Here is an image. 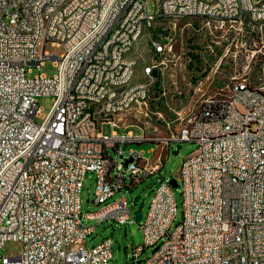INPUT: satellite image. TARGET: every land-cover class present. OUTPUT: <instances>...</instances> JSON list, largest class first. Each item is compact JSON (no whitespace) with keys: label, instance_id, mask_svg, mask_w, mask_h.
<instances>
[{"label":"built area","instance_id":"built-area-1","mask_svg":"<svg viewBox=\"0 0 264 264\" xmlns=\"http://www.w3.org/2000/svg\"><path fill=\"white\" fill-rule=\"evenodd\" d=\"M130 9L149 18L148 60L135 59L137 39L146 37L139 21V34L129 33ZM161 13H169L165 40H158ZM244 30L251 41H243ZM48 42L62 54L46 52ZM47 60L54 75L27 76ZM222 63L233 72L204 87ZM186 70L188 101L176 80ZM113 71L119 81H110ZM139 71L150 79L138 82ZM100 76L106 86H98ZM39 96L52 98L41 123ZM128 115L145 117L142 134L113 129L134 125ZM146 140L196 145L180 167L182 217L173 230L169 181L157 179L139 221L124 194L113 198L158 170L160 158L141 165L132 150L124 170V145ZM88 172L93 201L102 205L83 214ZM87 217L137 223L142 243L131 257L151 252L136 264H264V8L257 0H220L215 8L159 0L153 11L147 0H0V264H109L112 240L88 246L95 227L83 223ZM7 240L21 242V253L3 255Z\"/></svg>","mask_w":264,"mask_h":264},{"label":"rangeland","instance_id":"rangeland-1","mask_svg":"<svg viewBox=\"0 0 264 264\" xmlns=\"http://www.w3.org/2000/svg\"><path fill=\"white\" fill-rule=\"evenodd\" d=\"M255 1V0H254ZM261 1V0H257ZM159 0H147L148 8L150 11H153L155 8V3H158ZM195 23H203V21L195 20ZM162 31L159 32V40H165L170 36V28L168 23L160 24ZM243 33V41H251L252 33ZM152 29L149 31V37L144 41L143 46L151 42ZM44 50L49 54L60 56L63 52V47L53 46L49 42L45 45ZM146 59V58H145ZM148 60V58H147ZM242 66H238L241 68ZM209 68V67H208ZM210 69V68H209ZM205 72V74L209 71ZM140 70V68H138ZM232 66L228 63H222L220 68L215 74L211 70L210 75L213 77L207 79L204 83V87L209 85L212 88L216 84H220L222 78L226 75H229L233 72ZM57 69L52 60L45 61L40 70L36 67L33 68L32 73L27 74L28 77L33 76L39 72L52 76L56 73ZM190 72L183 71L178 72L176 75V80L179 88L185 94V100H189V89L185 85L184 77H188ZM220 79H219V78ZM213 79V80H212ZM138 80H143V72H138ZM154 83H160V75H154ZM167 90L169 92L173 91V85L168 84ZM38 106L40 108V114L35 117V121L41 123L47 116L51 104V96H39L37 98ZM158 109L164 110L159 107ZM125 119V123H131L134 125H129L125 128L120 125L115 126L113 129L116 132H125L131 130L134 134L140 135L143 133L142 127H145V117H135L134 119L128 115ZM103 133L109 134L111 132V127L108 124H104L102 128ZM180 146L177 153L173 151L176 150L177 146ZM196 148L194 142H170L169 148L167 146H162L157 140H146V141H130L127 142L123 147L124 157L129 156V151H136L141 154L140 163L144 164L146 161H151V165L154 166L158 159L160 158V163L158 164L159 168L156 172L150 174L149 176L142 178L139 182L133 185L131 188H126V191L118 192L114 195L113 198H118L120 195L124 194L127 199L128 205L132 212L134 213L137 210H141L142 214H145L148 202L153 194V189L157 183V179L169 180L174 179L177 182L175 187H172V191L175 198L176 212L174 220L171 224L170 230H173L176 224L181 221L182 217V195H181V181L179 177V171L183 160L192 153ZM110 154L115 157V152L110 148ZM154 162V163H153ZM129 179H127L128 183ZM93 192H94V176L90 172L87 173L85 181L83 183L82 192H81V201H82V213H90L95 210H98L102 204H95L93 201ZM83 223L86 225H93L95 230L92 234L87 237V245H94L98 243L102 238L108 237L112 240V258L109 261V264H136L138 260H141V263L144 262V259L149 256L151 248H146L142 254L139 256L138 260L134 261L131 257L133 249L142 243V231L138 227L137 223L131 222L129 224L120 225L115 223L113 220L108 219L102 222H99L96 218H83ZM22 251V243L16 240H7L4 243L1 253L3 255L13 256L18 255Z\"/></svg>","mask_w":264,"mask_h":264},{"label":"bare ground","instance_id":"bare-ground-1","mask_svg":"<svg viewBox=\"0 0 264 264\" xmlns=\"http://www.w3.org/2000/svg\"><path fill=\"white\" fill-rule=\"evenodd\" d=\"M180 0H169V4H178ZM220 0H201V5H206V8H215ZM257 6L259 8H264V0L257 1ZM130 16L135 21H129V33L131 34H139V26L136 21H139V25L143 26V35L146 38H138L136 44L135 51V59L136 61H144L148 58V51L146 47H153V39H151L150 43H147L143 46L144 41L149 37V31L152 29L149 26V18L143 17V12H139L137 9H130ZM195 20L203 21V16H195ZM169 22V13H161V20H159V28L160 24ZM158 30V40H159V32ZM247 31L248 33H252L251 30H244L243 33ZM246 32V33H247ZM126 49V41H118V50ZM146 58V59H145ZM143 72V80H138L137 73V81L145 82L147 79H150V71H142ZM121 79L120 71H113L110 74V81H119ZM153 83H154V75H153ZM108 84L107 76L98 77V86H106ZM110 93L120 94L122 93V86H110ZM81 116H88V109H81ZM135 117H144V116H135Z\"/></svg>","mask_w":264,"mask_h":264},{"label":"water","instance_id":"water-1","mask_svg":"<svg viewBox=\"0 0 264 264\" xmlns=\"http://www.w3.org/2000/svg\"><path fill=\"white\" fill-rule=\"evenodd\" d=\"M180 148V146L178 145L177 146V148H176V150H174L173 152L174 153H177V151H178V149ZM120 158L122 159V163H123V167H124V170H126L127 169V164L130 162V161H132V158L131 157H124V156H120ZM169 181V183L173 186V187H175L176 185H177V182L174 180V179H169L168 180ZM134 216H135V220L136 221H139L140 219H141V217H142V211L141 210H137V211H135L134 212ZM138 264V263H137Z\"/></svg>","mask_w":264,"mask_h":264},{"label":"crops","instance_id":"crops-1","mask_svg":"<svg viewBox=\"0 0 264 264\" xmlns=\"http://www.w3.org/2000/svg\"><path fill=\"white\" fill-rule=\"evenodd\" d=\"M139 164H141V163H140V160H139ZM141 165H142V164H141ZM127 179H129V177L126 175L125 180H126V184H127V186H128V185H130V183H129V182H130V179H129L128 183H127ZM128 188H131V187H128Z\"/></svg>","mask_w":264,"mask_h":264}]
</instances>
